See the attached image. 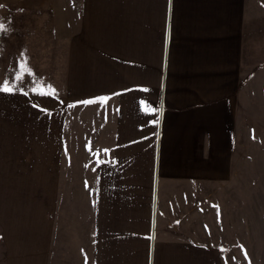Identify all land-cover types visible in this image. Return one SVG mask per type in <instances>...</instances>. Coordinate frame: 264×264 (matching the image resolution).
Here are the masks:
<instances>
[{
  "label": "crops",
  "instance_id": "1",
  "mask_svg": "<svg viewBox=\"0 0 264 264\" xmlns=\"http://www.w3.org/2000/svg\"><path fill=\"white\" fill-rule=\"evenodd\" d=\"M80 5L63 96L0 121V264H225L215 193L264 0Z\"/></svg>",
  "mask_w": 264,
  "mask_h": 264
},
{
  "label": "rangeland",
  "instance_id": "2",
  "mask_svg": "<svg viewBox=\"0 0 264 264\" xmlns=\"http://www.w3.org/2000/svg\"><path fill=\"white\" fill-rule=\"evenodd\" d=\"M80 4L0 0V84L7 80L15 86L12 93L0 91V121L5 113L10 117L16 112L18 95H25L26 103L34 94L63 96L66 39L79 28ZM259 43L250 49L243 79L232 174L215 193L216 240L225 252V264H264V39ZM57 192L63 197L72 191ZM75 249L54 254L53 264H80Z\"/></svg>",
  "mask_w": 264,
  "mask_h": 264
},
{
  "label": "snow or ice",
  "instance_id": "3",
  "mask_svg": "<svg viewBox=\"0 0 264 264\" xmlns=\"http://www.w3.org/2000/svg\"><path fill=\"white\" fill-rule=\"evenodd\" d=\"M4 25L0 24V30H3ZM21 77H16V79H20ZM50 87V86H49ZM15 90V86L12 85L9 81L5 80L3 82V84H0V91L6 92V93H12ZM55 90L53 89V92ZM85 103H90L89 102H85Z\"/></svg>",
  "mask_w": 264,
  "mask_h": 264
}]
</instances>
